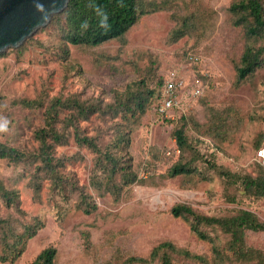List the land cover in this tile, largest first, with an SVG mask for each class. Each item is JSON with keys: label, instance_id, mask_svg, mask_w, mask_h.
Masks as SVG:
<instances>
[{"label": "rangeland", "instance_id": "rangeland-1", "mask_svg": "<svg viewBox=\"0 0 264 264\" xmlns=\"http://www.w3.org/2000/svg\"><path fill=\"white\" fill-rule=\"evenodd\" d=\"M173 1L178 3L175 9L143 17L125 42L112 40L98 48L71 45L66 60L61 38L56 29L48 27L50 23L22 44L24 52L15 51L21 45L0 53V125L7 126L6 131H0V142L26 151L38 148L34 134L44 125V110L30 104L38 98L48 101L80 94L83 99L103 97L111 102L115 90L123 91L136 81L139 86L145 81L156 87L163 75L166 77L173 69L183 71L192 81L200 80L204 88L203 96L187 99L182 110L171 113L174 119L157 115L155 101L152 102L130 138L135 169L141 179L155 175V183L133 185L125 189L123 198L117 202L111 195H102L91 188L95 155L78 146L74 128L70 127L68 143L55 147L54 155L66 159L61 173L92 195L98 206L92 214L77 209L69 192L53 194L47 179L43 181L41 201H35L28 182L40 163L17 166L0 160V180L8 189L18 191L24 221L38 217L44 223L15 264L31 263L48 246L58 250L56 264H121L131 256L147 257L163 241H172L193 254L210 256V244L199 240L183 219L171 215L172 207L180 203L209 216L229 217L237 210L247 209L264 222V199L240 197L237 204L228 202L226 196L235 190L227 189L224 181L207 172L203 163H198L199 171L206 172L207 179L194 188H184L181 178L168 177L181 154L172 133L187 112L191 111L200 123L206 109L228 118L229 134L223 144L198 137L193 129L188 135L201 140L195 143L207 141L210 145L201 144L198 150L236 173L255 175L253 146L264 133V67L237 86L234 63L239 61L243 44L242 32L226 23L231 0ZM183 4L216 14L209 37L199 44L189 37L177 43L169 40L175 27L172 12ZM191 51L200 57L198 65L182 59L184 53ZM121 122V118L101 119L95 115L79 121L78 126L83 135L96 137L99 146L105 149L115 138L114 124ZM9 215L19 217L0 199V217ZM246 240L249 247L264 252V232L247 231ZM175 264L199 263L176 256Z\"/></svg>", "mask_w": 264, "mask_h": 264}, {"label": "trees", "instance_id": "trees-1", "mask_svg": "<svg viewBox=\"0 0 264 264\" xmlns=\"http://www.w3.org/2000/svg\"><path fill=\"white\" fill-rule=\"evenodd\" d=\"M176 5L178 3L173 0H70L62 13L53 16L48 27L58 32L63 58L66 60L71 45L98 48L112 40L125 42L128 33L143 17L160 11L169 12ZM226 15L227 25L242 32V53L239 61L234 63L236 84L239 86L264 67V0H231ZM215 16L211 10L202 7L190 9L187 4H183L179 10L172 12L175 27L170 32L169 40L177 43L189 37L196 44L205 41L213 28ZM24 50L25 45L15 49L20 53ZM189 53L197 55L192 51L184 53V62ZM164 77L165 74L156 87L145 81L139 86L136 81L123 91L115 90L111 102L105 101L103 97L83 99L80 94L55 97L48 101L38 98L33 104L30 103L32 108L44 110V125L34 134L38 148L32 152L0 142V160H7L17 166L40 163L28 182L35 201H41L43 181L47 179L53 194L69 192L77 209L92 214L98 208L92 195L74 179L61 173L66 159L54 155L55 147L68 143L69 129L72 127L78 146L88 148L95 155L90 177L93 190L102 195L109 194L117 202L123 198L125 189L133 185L154 184L155 175L141 179L135 169L130 134L147 114L152 102L155 101L156 106L159 101ZM95 115L101 119L122 120L114 124L115 138L105 149L99 146L96 137L83 135L78 126L79 121ZM191 129L196 131L198 137L207 138L216 145L223 144L229 134L228 118L221 112L208 109L205 110L202 123L191 111L181 117L172 133L181 154L171 166L169 178H181L184 188H194L207 179L206 172L199 171L198 163H203L207 172H213L224 181L227 189L235 190L234 194L226 196L228 202L237 204L240 197L246 200L264 199L263 165L255 159V175L236 173L218 165L214 158L209 159L198 150L201 144H210L204 140L203 143H195L201 140L188 135ZM263 143L264 133L254 142L256 152ZM0 199L8 209L15 210L19 215L0 217V263L15 264L25 252L28 241L38 234L44 223L38 217L25 222L18 191L8 189L1 180ZM170 213L174 218L183 219L199 240L210 244V256L193 254L172 241H163L147 257L131 256L121 264H175L176 256L199 264H264V252L249 247L246 240L247 231L264 232V222L256 213L240 209L229 217L209 216L185 203L176 204ZM57 257V248L48 246L29 264H56Z\"/></svg>", "mask_w": 264, "mask_h": 264}, {"label": "water", "instance_id": "water-1", "mask_svg": "<svg viewBox=\"0 0 264 264\" xmlns=\"http://www.w3.org/2000/svg\"><path fill=\"white\" fill-rule=\"evenodd\" d=\"M70 0H0V53L18 48L54 15L62 13Z\"/></svg>", "mask_w": 264, "mask_h": 264}, {"label": "built area", "instance_id": "built-area-1", "mask_svg": "<svg viewBox=\"0 0 264 264\" xmlns=\"http://www.w3.org/2000/svg\"><path fill=\"white\" fill-rule=\"evenodd\" d=\"M200 61V57L193 53H189L186 59V63L190 65H198ZM203 93L204 88L200 80L192 81L183 71L170 70L164 78L161 97L156 103L155 112L160 117L167 118L170 116L174 119V116L171 115L173 111L182 110L187 99H198L203 96ZM255 159L264 166V143L257 150Z\"/></svg>", "mask_w": 264, "mask_h": 264}, {"label": "clouds", "instance_id": "clouds-1", "mask_svg": "<svg viewBox=\"0 0 264 264\" xmlns=\"http://www.w3.org/2000/svg\"><path fill=\"white\" fill-rule=\"evenodd\" d=\"M7 126L6 125H0V131H6Z\"/></svg>", "mask_w": 264, "mask_h": 264}]
</instances>
